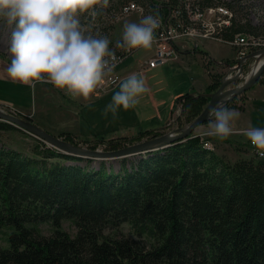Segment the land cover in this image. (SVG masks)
I'll use <instances>...</instances> for the list:
<instances>
[{"label":"trees","instance_id":"16d2710c","mask_svg":"<svg viewBox=\"0 0 264 264\" xmlns=\"http://www.w3.org/2000/svg\"><path fill=\"white\" fill-rule=\"evenodd\" d=\"M129 1L109 0L95 18ZM135 1L147 13L160 18L174 14L173 22L181 19L182 24H191L188 7L205 10L226 5L234 14L224 30L227 37L236 33L259 37L261 33L250 20L244 0ZM113 27V22L103 27L109 38ZM109 47L118 50L115 42ZM222 75L211 74L202 93L179 96L180 126L200 114L210 93L219 88ZM257 84L264 85V70ZM8 85L2 94L14 103L20 101L25 87L14 86L13 96ZM245 92L226 105L242 108L234 102ZM12 128L16 127L0 120V131ZM160 134L143 130L133 137L96 140H77L70 132L57 136L74 144L96 147L102 143L105 149L115 150ZM46 145L42 141L36 156L27 157L0 143V233L9 230L8 245L0 247V264H264V161L251 157L230 162L204 147L195 131L140 155L136 162L120 159L118 172L104 161L98 168L91 167L92 158ZM64 221L76 226L74 235L62 227ZM125 223L136 238L118 236L116 231ZM42 224L51 226L50 235L43 233Z\"/></svg>","mask_w":264,"mask_h":264},{"label":"rangeland","instance_id":"374dc122","mask_svg":"<svg viewBox=\"0 0 264 264\" xmlns=\"http://www.w3.org/2000/svg\"><path fill=\"white\" fill-rule=\"evenodd\" d=\"M221 1L229 2L230 0H221ZM215 3L216 1L213 0V4ZM243 3H245L248 6L247 8L249 12V18L252 21V23L260 27L261 33L259 34V37L247 33H236L234 34L233 37H227L224 33V30L226 29V27L230 26L231 24L230 22V24L228 25L217 27L216 31L214 32V34L220 37L221 40H217V39L214 40L212 38L201 37V40H199L198 42L199 50L209 49L213 54L219 57H229L233 52L231 47H233L235 51L240 50L241 47H238L236 45H233L225 41L229 39L231 42H234L237 38H239L242 35L248 37L249 39L254 37L259 39L258 49L256 50L264 48V0H244ZM119 6L112 7L111 10L105 12V14L100 19L97 18L92 19L86 13L80 14V21L82 28L86 33L91 32L94 35H104L105 33L103 27H106L109 23L113 22L114 27L112 32H110V40L112 42H115L116 40L122 38V32L124 30L125 22H130V21L139 22L141 17L149 14L147 13L145 7H143L144 13L142 14L134 12L130 15H124V14L121 15ZM197 6L198 5H196V7ZM216 6L206 7L204 11L206 19L214 20L215 13L213 9L216 10ZM225 7L228 8L226 5ZM228 9L231 11L230 8ZM190 10H192L191 7L189 8L187 13L189 16L193 17L194 13H191ZM233 15L234 14L232 12V17ZM9 37H10V28L0 24V107L3 104H12L15 102V100H9L8 97L2 94V90L4 89V87L9 84L8 87L12 91L13 96H15L16 94L14 90V86L27 87L26 92L28 94L29 106L35 108L36 105V108H38V105L40 104V100L38 98L40 89L43 86H45L44 85L45 83L48 84H52V83L44 80H40L32 83L31 85L30 84L28 85V83H26L27 86H24L23 82L8 76L6 72V67L9 64V61L11 62V55H12L8 50ZM196 40L198 41V39ZM195 44L196 41L192 38H189L188 36L176 40L175 47H176V51L178 52V57L153 70H147L148 68L145 62V60L153 54V47L141 48L140 50H137L133 55L125 59L120 64L119 67L120 72L124 71L123 73L126 72L127 74L137 73L138 75L144 78V82L148 90L139 95L138 103L134 107L129 109H124L121 107L118 110L116 116H113V114L110 111L107 112V114H105V106L111 101L113 93L119 90V86L115 90L108 93V95H106L105 98L101 96L104 95L106 92L105 93L97 92L96 90H94V92L87 97V100L92 101V105L81 108L79 110L80 112L78 110L73 113L66 112L64 114V117L62 118V121H60L59 124L62 126L68 125L72 127L73 132L74 131L77 132L78 134L81 135L82 138L97 137L102 135L108 137L106 139L119 138L123 136L133 137L136 136V134L139 131H143V130H154V131L157 130L162 135L170 132H174V134L179 133L180 128L183 127V125L180 126L179 123L180 122L179 118L180 116H182V101L178 100L179 96L171 100L172 98L171 96L175 93H184L193 89H199V86H202L203 83L208 81V76H206L205 70L201 65L199 55H197L196 57L194 54L195 49L193 47H195ZM256 50H253L251 53H253ZM247 56H248V49L242 58L246 60ZM179 58L185 59L186 63L189 65V68L183 67ZM256 59L257 56L248 59L246 64H244L243 66V77L239 78L238 81L233 83L231 86H235L243 83V81L245 80L247 74L251 69V66L255 63ZM202 60L205 63L206 58L205 59L202 58ZM235 60L232 62L225 61V64L227 65V67H230L235 64ZM205 66L206 65H204V67ZM206 67L208 68V66ZM223 69L224 68L221 67L218 68L215 74L222 73ZM210 74L213 73L210 72ZM234 75H235V70H233L230 74H228V78ZM224 76L225 73L222 75L221 80L224 78ZM122 79L123 77L121 76V80L118 83H121L123 81ZM2 80H6L9 83ZM254 86L255 85L253 84L249 89L253 88ZM4 92L8 94L9 90L6 89L4 90ZM68 94L71 95L70 93ZM243 99H244V95H240L237 101L234 102L235 106L240 105ZM87 100H82V101H87ZM152 100H154L155 103L152 104ZM231 101L232 100L227 101L226 103H230ZM171 102L173 103V105L171 104V109L169 110V114H168L169 116L164 120V122H161L163 115L162 108L164 106H168ZM226 103H224L225 106H227ZM11 106L14 107V110L20 111V113L18 114L24 113L20 109H17L16 106H13V104ZM6 112L10 113L8 111ZM30 113L34 114L33 111H30ZM25 114L26 113H24V115ZM33 116L28 114V117L31 119V122L32 121L35 122V117ZM61 117L62 116H59L58 119H61ZM213 118H214L213 116H210L208 120H206L202 125L198 126L195 129V132H197L202 136L204 143L207 142L210 145V147H207L205 145L204 147L215 150L230 162H235L242 158H251V157L264 161V158L258 157L250 147L246 148V150L244 151L246 154H243L242 153L243 149H241L238 145H233L231 142L227 141L229 140L228 138L220 139L217 136L211 137L210 135L202 134L208 128L209 123ZM14 126L16 128L0 131V143H2L7 148H13L21 152V154L27 157L36 156L35 155L36 146L38 144H41L42 141L43 142L45 141L41 140L36 135L20 128L17 125ZM79 129L82 130L83 134L79 133ZM207 136H210L212 140L210 141L204 139V138H208ZM96 139L97 138H95V140ZM148 139H152V138H148ZM148 139L144 138L141 141H145ZM130 144H134V142L124 143L121 147H125ZM75 145L88 147V148L92 147V145H87L85 143L75 144ZM212 145L214 146V148L212 147ZM46 147L54 148L50 143H47ZM92 148H99L101 150H106L105 144L102 143H98L96 147H92ZM154 150H158V149H154ZM147 152L148 151L146 150L139 154L129 155L121 158H110V159L92 158L93 160L90 166L98 168L99 162L104 161L108 166H111L114 171L118 172L120 170V159L127 158L129 160H133L136 162L137 159L140 157V155H143ZM85 163H86L85 161H81L79 164L84 165ZM129 163L130 161H126L127 165H129ZM41 227L45 235H50L52 233V228L49 224H42ZM62 227L72 235H74L77 231L76 226L72 224L70 221H64ZM109 231H110L109 229L106 230V232ZM3 232L4 233H0V247H5L8 245L6 236L9 230L5 229ZM116 232L119 237L125 236L129 238H136V235L134 234L132 228L127 223L123 224Z\"/></svg>","mask_w":264,"mask_h":264},{"label":"clouds","instance_id":"9594fccd","mask_svg":"<svg viewBox=\"0 0 264 264\" xmlns=\"http://www.w3.org/2000/svg\"><path fill=\"white\" fill-rule=\"evenodd\" d=\"M108 5L109 0H0V24L10 28L8 76L29 84L44 80L73 96L88 97L104 79L115 54L106 34L84 31L80 14L95 19L98 9ZM157 16L149 13L139 22H125L116 46L125 51L152 47ZM147 90L142 76L129 74L105 106V114L110 111L116 116L121 107H134ZM210 115L214 118L202 134L225 139L240 113L220 102ZM244 134L264 157V127H248Z\"/></svg>","mask_w":264,"mask_h":264},{"label":"crops","instance_id":"0c3cea01","mask_svg":"<svg viewBox=\"0 0 264 264\" xmlns=\"http://www.w3.org/2000/svg\"><path fill=\"white\" fill-rule=\"evenodd\" d=\"M195 47L193 48L195 49ZM231 48L233 51L231 56L219 57L213 54L209 49L204 50L207 52V55L204 56L200 51H198L199 50V47H198V49L195 50L194 54L196 57L197 55H199L201 65L205 70L206 76H208V81L203 83L202 86H199V89H193L187 92L202 93L204 89L207 87V85L210 84L211 82L210 72L215 73L217 72V69L220 67L224 68L222 74L226 73L227 65L221 66V65H217L213 63L210 68L207 60L204 63L202 58L205 59L207 58V56H209L213 60H223L224 62L225 61L228 62V60L230 61L235 60L236 51L233 47ZM179 60L182 63L183 67L189 68V65L186 63L185 59L179 58ZM204 65L208 66V68L206 66L204 67ZM119 67L117 69L118 71H119ZM153 69H156V68H153ZM153 69H147V70H153ZM123 72H120V71L118 72L123 77L122 80H124L129 74H131V73L127 74L126 72L125 73ZM31 84L32 83H30V85ZM44 85L45 86H43L39 91L38 98L40 100V104L38 105V108H36V105H35V108L29 106L28 94L26 92L27 87H25V90L23 92V95L21 96L20 101H17L16 103H12L13 106H16V108L20 109L22 112L26 114L28 113L32 116L34 115L33 117H35V124H37L38 126L43 128L45 131L51 134L58 135L61 132H70L71 134H74L77 140H95V138H101V137L103 138L105 137V139L108 138L104 135L97 136V137L82 138L80 134H78L75 131L73 132L72 127L68 125L66 126L60 125L59 123L60 121H62V118L64 117V114L66 112L73 113L77 110L79 111L81 108L85 106L92 105V101L87 100V97L69 95L68 92L65 91L64 89L58 88L52 84L45 83ZM119 85L120 83H118L115 87H112L104 91V93L105 92L106 93L102 95L101 97L105 98L106 95H108V93L115 90ZM182 94L183 93L173 94L171 96L172 97L171 100L175 99L177 96H180ZM96 99H99V98H96ZM82 100H87V101H82ZM172 102L168 106H164L162 108L163 115H162L161 122H164V120L169 116L168 114H169V110L171 109V104L173 105ZM153 103H155L154 100H152V104ZM240 105L242 106V108H233V109L238 110L240 115L232 123V128L236 132L232 131V133L227 137L229 139L227 141L231 142L233 145H238L241 149H243L242 153L246 154L244 152L246 148L250 147L253 152H254V149L250 145V139L244 134V130L248 127H253V126L264 127V85L257 84L253 88L246 91V93H244V99L242 100V103H240ZM30 111H33L34 114L30 113ZM59 116H62L61 119H58ZM79 133L83 134L81 129H79ZM210 136L213 137L214 135H210ZM212 147L214 148L213 145Z\"/></svg>","mask_w":264,"mask_h":264},{"label":"water","instance_id":"95a60500","mask_svg":"<svg viewBox=\"0 0 264 264\" xmlns=\"http://www.w3.org/2000/svg\"><path fill=\"white\" fill-rule=\"evenodd\" d=\"M259 54L264 55V49L259 51L256 50L255 52L251 53L250 58L254 56H260ZM234 69L235 68L227 67V71L225 75L227 73L230 74ZM263 70H264V60L259 70L256 73H254L249 79L244 80L243 83L235 86H231V85L236 81H238L239 76L237 74L229 78H223L221 80V84L219 88L215 92L210 93V100L206 104L204 109L201 111V113L190 123L180 128L179 133L175 135L174 134L171 135L169 133L163 134L153 139L134 143L132 145L116 150L90 149L88 147L75 145L71 142L59 138L57 135L45 131L43 128L39 127L33 122H29L17 116L5 113L1 108H0V117H3L6 119V121L14 125H17L20 128L36 135L41 140L47 141L52 146L58 148L64 153L76 155L80 157L93 158V159L121 158L128 155L139 154L146 150L147 151L154 150V148L158 149L163 145L166 147L168 144H171L173 141H175V139L188 136L189 134L194 132L198 126L202 125L206 120L210 118L211 116L210 110L212 108L217 106L220 102L226 103L235 95L248 90L253 84H255V82L262 74Z\"/></svg>","mask_w":264,"mask_h":264},{"label":"built area","instance_id":"2783aa9c","mask_svg":"<svg viewBox=\"0 0 264 264\" xmlns=\"http://www.w3.org/2000/svg\"><path fill=\"white\" fill-rule=\"evenodd\" d=\"M121 15H130L134 12L136 13H144L143 6L136 2L135 0H131L121 6L120 9ZM159 20L158 26L154 29V39L152 42L153 47V54L145 60L147 68L153 69L157 68L161 65L166 64L167 62L176 59L178 57V52L176 51L175 47V41L182 38V37H189L199 42L201 40V37L203 38H212L216 39V35L210 36L209 33L203 32V31H185V32H177V31H170L167 28V20H163L160 17H157ZM216 18V16H215ZM214 18V19H215ZM181 21V20H180ZM173 25V24H171ZM239 43L247 44L248 48V58L244 60L242 50H236V60L235 64L232 65L233 68H235V74L239 76V78L243 77V66L246 64L248 59L250 58V54L253 50H256L257 48H254V38L248 39L246 42L244 38H241ZM143 47H136L132 49L131 51H126L125 54H120L114 56V58L109 59V65L108 69L105 71L104 79L102 82L98 84L96 87L97 92H104L112 87H114L120 80L121 76L118 73V67L120 64L127 59L129 56L133 55L137 50H140ZM210 68L212 64H217L221 66H225V62L223 60H213L210 57L206 58ZM230 76V75H229ZM224 78H228V74L224 76ZM1 108L5 111H8L14 115H19L20 111L14 110V107H12L10 104H3L1 105ZM18 109V108H17ZM5 111V112H6ZM235 131V130H233ZM236 132V131H235ZM242 132V131H241ZM251 146H254L250 141Z\"/></svg>","mask_w":264,"mask_h":264},{"label":"bare ground","instance_id":"6f19581e","mask_svg":"<svg viewBox=\"0 0 264 264\" xmlns=\"http://www.w3.org/2000/svg\"><path fill=\"white\" fill-rule=\"evenodd\" d=\"M190 8V7H189ZM189 8H188V10H189ZM192 8V7H191ZM205 10H200L198 7H196L195 9H192V10H190V12L191 13H194L193 14V17H191L190 16V18H191V24H182V22L180 21L181 19H179V20H175L174 22H173V16H174V14L172 15V16H168V17H166V18H163V17H161L163 20H167L168 22H167V28L170 30V31H177V32H185V31H198V30H200V31H203V32H207V33H209L210 34V36H213L214 35V32L216 31V29H217V27H220V26H225V25H228V24H230V22H231V17H232V11H230L228 8H226L225 6H216V10L215 9H213V11H214V13H215V16H216V18L214 19V20H209V19H206L205 18V12H204ZM171 24H173V25H171ZM216 37V39L217 40H221V38L220 37H218V36H215ZM254 37V36H253ZM241 38H244V40H245V42L249 39L248 37H246V36H244V35H242V36H240L239 38H237L234 42H231L229 39H227L225 42H228V43H231V44H233V45H236V46H238V47H241V49L240 50H242V52H244V54L246 53V51H247V44L246 43H244V44H241V43H239V41H240V39ZM215 40V39H214ZM259 44V39L258 38H256V37H254V45H258ZM263 45V44H262ZM195 46H198V42L196 41V44H195ZM264 48H262V49H259V50H263ZM258 50V51H259ZM255 52V51H254ZM126 53V51L124 50V49H122V48H119L118 47V50L117 51H114V54H115V56L116 55H120V54H125ZM244 54H243V56H244ZM260 56H257V59H256V61H255V63L251 66V69H250V71H249V73L247 74V76H246V78H245V80L246 79H249L254 73H256L258 70H259V68H260V66H261V64H262V62H263V60H264V55L263 54H259ZM246 58H248V56L246 57ZM230 67H232V66H230ZM233 68V67H232ZM235 70V69H234ZM233 98H231L230 100H232ZM230 100H228V101H230ZM1 108V107H0ZM2 109V108H1ZM3 110V109H2ZM4 111V110H3ZM5 112V111H4ZM5 113H7V112H5ZM201 113V112H200ZM8 114H11V113H8ZM11 115H14V114H11ZM14 116H17V117H19V118H21V119H23V120H26V121H29V122H31V120H27V119H25V118H22V117H20V116H18V115H14ZM0 120H3V121H6V119L5 118H3V117H0ZM8 122V121H7ZM32 122H34V121H32ZM10 123V122H9ZM35 123V122H34ZM12 124V123H11ZM167 134V133H166ZM169 134H171V135H173L174 133H172V132H170ZM162 135V134H161ZM175 135V134H174ZM158 136H160V135H158ZM59 138H61V139H63V140H65L64 138H62L61 136H58ZM155 137H157V136H155ZM154 137V138H155ZM187 137V136H186ZM182 138H184V137H182ZM182 138H178V139H182ZM152 139H153V137H152ZM148 140H150V139H148ZM175 140H177V139H175ZM65 141H67V140H65ZM46 143H48L47 141H45ZM68 142H70V141H68ZM130 145H132V144H130ZM169 145H171V144H168L167 146H169ZM204 145L205 146H207V147H210V145H209V143H204ZM129 146V145H128ZM126 147V146H125ZM159 147V146H158ZM161 147H165L164 145L163 146H161ZM161 147H159V148H161ZM56 148V147H55ZM120 148H123V147H120ZM120 148H118V149H120ZM158 148V149H159ZM58 149V148H57ZM90 149H99V148H92V147H90ZM154 149H157V148H154ZM253 149H254V153L258 156V157H260L259 155H258V153H257V149H256V147L255 146H253ZM107 150V149H106ZM116 150V149H115ZM61 151V150H60ZM76 156V155H75ZM129 156V155H128ZM126 157V156H125ZM86 158V157H85ZM260 158H264V157H260ZM110 159V158H109Z\"/></svg>","mask_w":264,"mask_h":264}]
</instances>
